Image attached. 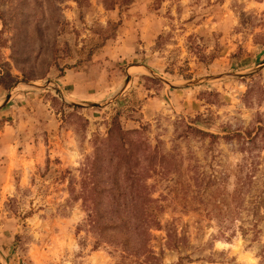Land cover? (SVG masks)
<instances>
[{
    "label": "rangeland",
    "instance_id": "obj_1",
    "mask_svg": "<svg viewBox=\"0 0 264 264\" xmlns=\"http://www.w3.org/2000/svg\"><path fill=\"white\" fill-rule=\"evenodd\" d=\"M131 66L172 84L261 68L179 89L131 68L101 108L19 86L102 104ZM13 87L0 264H264V0H0V101ZM113 124L144 149L141 168L152 159L142 249L136 231L95 229L82 189L96 149L113 173Z\"/></svg>",
    "mask_w": 264,
    "mask_h": 264
},
{
    "label": "trees",
    "instance_id": "obj_2",
    "mask_svg": "<svg viewBox=\"0 0 264 264\" xmlns=\"http://www.w3.org/2000/svg\"><path fill=\"white\" fill-rule=\"evenodd\" d=\"M123 136L124 134L120 128L113 124L108 133L107 141L112 145L111 156L107 164L114 165L113 173L103 178L102 164L105 159L100 156L99 150L96 149L93 157L88 159L85 164L82 189L86 192L90 203L93 204L90 222L95 225L94 228L100 230V232L109 227L116 232L122 230L129 232L130 230L134 233L136 231L138 235L135 239L133 238L132 247L142 249L143 238H140L139 234L144 236V227L154 223L152 220H143V211L145 212L147 204L152 202L145 193L143 182L145 176L147 177L146 173L150 169L149 166L152 165V159L147 158L148 165L141 168L140 163L144 162L146 158H141L138 153L144 152V149L139 148V142L135 144L129 142V147L124 148ZM113 137H116V139ZM120 169H123L119 172L121 178L118 176ZM107 184L110 185L108 192L116 191L117 198L110 195V202L102 206L103 203L98 195L101 191L104 192L101 189L105 188L104 186H107ZM119 187L122 190H119ZM115 239L117 240V238ZM123 245L125 244L123 243Z\"/></svg>",
    "mask_w": 264,
    "mask_h": 264
},
{
    "label": "water",
    "instance_id": "obj_3",
    "mask_svg": "<svg viewBox=\"0 0 264 264\" xmlns=\"http://www.w3.org/2000/svg\"><path fill=\"white\" fill-rule=\"evenodd\" d=\"M133 68H139L142 69L143 71H145L149 76L155 77L156 79L162 81L160 78H158L152 71L146 69L145 67L142 66H131L130 68L127 69L126 72V78L124 80L123 85L121 86V88L119 89V91L117 92V94L115 95V97L112 100L106 101L102 104H98V103H94V102H71L68 101L64 98V96L62 95V92L60 91V89L58 88V86L52 82V81H44V82H20L19 86L21 87H25V88H29V89H33V90H49L52 89L55 94L66 104H68L71 107H80V108H101L107 104H110L116 97H118L126 88L127 84L130 82V69ZM261 68V66L255 70H253L252 72H248V73H244V74H232V75H220V76H215V77H208V78H203L200 80H191V81H182L179 82L178 84H172V83H168V82H164V84L166 86H168L169 88H187L190 86H195L200 84L201 82H207L212 81V80H219L221 78L224 77H233V78H241V77H245V76H249L250 74H252L253 72L259 70ZM16 87V86H15ZM13 87L11 90L8 91V93L4 96V98L0 101V110L6 105V103L9 101V99L12 96V91L14 90ZM0 260L4 263V260L0 254Z\"/></svg>",
    "mask_w": 264,
    "mask_h": 264
}]
</instances>
